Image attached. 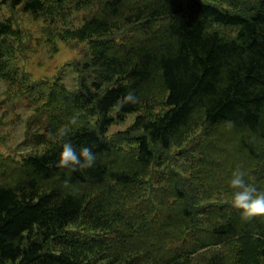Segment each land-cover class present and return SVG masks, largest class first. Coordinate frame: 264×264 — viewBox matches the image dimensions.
<instances>
[{
  "label": "trees",
  "instance_id": "16d2710c",
  "mask_svg": "<svg viewBox=\"0 0 264 264\" xmlns=\"http://www.w3.org/2000/svg\"><path fill=\"white\" fill-rule=\"evenodd\" d=\"M2 2L86 49L32 79L0 18V80L31 111L0 150V264H264V217L242 220L228 186L241 165L264 191V0ZM64 141L94 165L54 167Z\"/></svg>",
  "mask_w": 264,
  "mask_h": 264
},
{
  "label": "rangeland",
  "instance_id": "374dc122",
  "mask_svg": "<svg viewBox=\"0 0 264 264\" xmlns=\"http://www.w3.org/2000/svg\"><path fill=\"white\" fill-rule=\"evenodd\" d=\"M13 14L20 27L22 46L16 51V64L29 73L32 79H49L57 75L63 65L72 59H80L86 49L84 43L48 40L42 30L41 20H33L18 9L13 10L0 0V18ZM62 78L68 87L75 86V73L66 66ZM15 88L0 80V150L14 152L24 135L25 119L30 109L25 106V98L14 91ZM135 113L127 115L123 122L113 124L109 133L123 129L132 123ZM26 148H19L24 152Z\"/></svg>",
  "mask_w": 264,
  "mask_h": 264
},
{
  "label": "clouds",
  "instance_id": "9594fccd",
  "mask_svg": "<svg viewBox=\"0 0 264 264\" xmlns=\"http://www.w3.org/2000/svg\"><path fill=\"white\" fill-rule=\"evenodd\" d=\"M139 102V97L134 94V91L129 90L118 106L123 107L125 104H138ZM77 120L78 118L73 116L68 123L71 126H75ZM67 135V131L60 132L59 139L63 140ZM48 138L56 141L57 134L49 132ZM93 147L83 146L77 151L72 143L64 141L61 144L58 159L53 166L60 169L66 168L72 172L91 168L96 160ZM247 176V171L241 165H237L232 170L228 182V186L232 189L230 203L234 208L241 210V218L244 221H250L255 217H264V191H258L248 181Z\"/></svg>",
  "mask_w": 264,
  "mask_h": 264
}]
</instances>
